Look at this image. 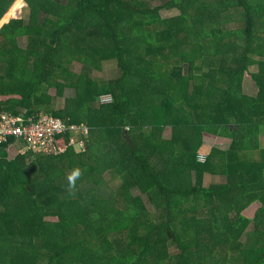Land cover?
Wrapping results in <instances>:
<instances>
[{"label":"trees","instance_id":"16d2710c","mask_svg":"<svg viewBox=\"0 0 264 264\" xmlns=\"http://www.w3.org/2000/svg\"><path fill=\"white\" fill-rule=\"evenodd\" d=\"M19 9L0 29V113L63 129L0 140V264H264V0ZM204 139L230 144L200 159Z\"/></svg>","mask_w":264,"mask_h":264},{"label":"rangeland","instance_id":"374dc122","mask_svg":"<svg viewBox=\"0 0 264 264\" xmlns=\"http://www.w3.org/2000/svg\"><path fill=\"white\" fill-rule=\"evenodd\" d=\"M23 1L24 0H15L14 3L17 2V4L15 5V7H13V9L10 11V9L12 8V6H14L13 5L14 3H13L12 6L9 8L7 14L0 21V29L5 24V22L7 21V19L15 11H17V9L20 8V6H21V4H22ZM154 4H157L158 5V3H156V2H154ZM23 13H26V12L23 10ZM176 13L177 12L174 11V10L173 11H170V12L162 11L161 15H162L163 18H167L170 15H173L174 16V14H176ZM23 18L26 19L27 16L25 14H23ZM19 45H20V47L25 48V46H26V40L25 39H19ZM75 70L76 71H79L80 69L77 68ZM99 71H98V73H99ZM256 71H257L256 66L251 67V72H256ZM102 72L104 73L106 79H109L110 78V75H112V72L113 71L109 67H107L105 65L104 70H102ZM244 91H245L246 94H248L250 96H256L257 93H258V89H257L256 84L252 81V79L248 75L246 76L245 81H244ZM49 93H50V95L54 96L55 95V90L52 89V90L49 91ZM66 94L69 95L70 94V91L68 90L66 92ZM63 100L64 99L61 98V99H59V101H57L58 104H59V107H61V108L63 107ZM100 102L101 103L111 102V97L109 95L103 96V97H101ZM163 136L165 138H169L170 137V130L169 129H166L164 131V133H163ZM260 140H261V142L264 145V133L260 134ZM203 143H204L203 146H205V147L204 148H201V150H200V152H202L201 153V156H200V159H202V154H204V152H210V150H212V149L226 150L228 148L229 144H230V140H228V139H216L214 141H211L209 139H204ZM16 153H17V150L15 148H11L9 150V153H8V159L9 160L14 159L18 155ZM206 182L208 184H214L213 183L214 182V179H212V177H208L206 179ZM257 208H258V204L257 203L253 204L250 208H248L246 211H244V215H246V216H248V217L251 218ZM214 239H215V241H216L217 244H220V243L223 242L218 237H215Z\"/></svg>","mask_w":264,"mask_h":264},{"label":"built area","instance_id":"2783aa9c","mask_svg":"<svg viewBox=\"0 0 264 264\" xmlns=\"http://www.w3.org/2000/svg\"><path fill=\"white\" fill-rule=\"evenodd\" d=\"M101 103V102H100ZM20 118H14L7 113H0V140L6 141L11 136L19 137L21 134L27 136L29 141L33 143H39L50 139L53 133H59L63 129V125L58 120L43 117L37 126L20 128L18 124ZM81 131L86 134V127H82Z\"/></svg>","mask_w":264,"mask_h":264},{"label":"crops","instance_id":"0c3cea01","mask_svg":"<svg viewBox=\"0 0 264 264\" xmlns=\"http://www.w3.org/2000/svg\"><path fill=\"white\" fill-rule=\"evenodd\" d=\"M106 66L109 67L113 72H112V75H110V78H109V79H106V77H105V78H104V79H105L104 81H114L115 79H117V77L119 76V71L116 69L115 63H113V62H109V63L106 64ZM104 67H105V65H104ZM75 69H77V67H76ZM75 71H76V70H75ZM77 72H79V71H77ZM104 76H105V75H104ZM92 77H93V78H94V77H97L96 79H97L98 81H101L102 78H103V77H101V76L99 75V73L93 75ZM94 79H95V78H94Z\"/></svg>","mask_w":264,"mask_h":264},{"label":"clouds","instance_id":"9594fccd","mask_svg":"<svg viewBox=\"0 0 264 264\" xmlns=\"http://www.w3.org/2000/svg\"><path fill=\"white\" fill-rule=\"evenodd\" d=\"M80 175H81L80 170L76 169L68 176V181H69L70 187L75 184V181L77 180V178H79Z\"/></svg>","mask_w":264,"mask_h":264},{"label":"water","instance_id":"95a60500","mask_svg":"<svg viewBox=\"0 0 264 264\" xmlns=\"http://www.w3.org/2000/svg\"><path fill=\"white\" fill-rule=\"evenodd\" d=\"M8 20V19H7Z\"/></svg>","mask_w":264,"mask_h":264}]
</instances>
